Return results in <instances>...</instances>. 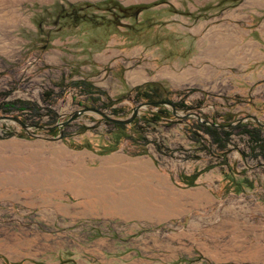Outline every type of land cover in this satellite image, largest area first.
<instances>
[{"label": "rangeland", "instance_id": "1", "mask_svg": "<svg viewBox=\"0 0 264 264\" xmlns=\"http://www.w3.org/2000/svg\"><path fill=\"white\" fill-rule=\"evenodd\" d=\"M194 114L264 121V0H0V264H264V144Z\"/></svg>", "mask_w": 264, "mask_h": 264}, {"label": "trees", "instance_id": "2", "mask_svg": "<svg viewBox=\"0 0 264 264\" xmlns=\"http://www.w3.org/2000/svg\"><path fill=\"white\" fill-rule=\"evenodd\" d=\"M87 7H91L90 4L86 5ZM71 7H73L71 5ZM115 8H118V10L120 12H123L126 10V8L123 7H119L117 5H114ZM76 9L78 10H83L86 9L85 6H79ZM116 12L115 15L113 17L112 21H108L109 23L112 22H116L114 21L116 19ZM115 18V19H114ZM134 91V95L132 97V100L134 102H170L169 99V95L170 92L168 91V89L166 87H164L162 84L160 83H155V82H150V83H144L142 85L137 86L136 88L133 89ZM129 95V94H128ZM129 97V96H128ZM173 103V102H172ZM174 107L179 108V105L177 103H173ZM158 105L160 108V112H167L165 107L161 104H155ZM109 124H113L115 127L117 128H123L124 125L123 124H116V123H109ZM198 128H204L211 136L212 139L214 141V143H216L217 148L219 149H224L225 148V142L229 137V129H222V128H218V127H214L211 125H203V124H199V123H195ZM249 125V127H248ZM239 126H246L247 128V132L248 134H250L253 138V140L259 144L260 146L264 144V137L261 135V130L262 127L254 124V123H249V124H240ZM244 127V128H246Z\"/></svg>", "mask_w": 264, "mask_h": 264}, {"label": "water", "instance_id": "3", "mask_svg": "<svg viewBox=\"0 0 264 264\" xmlns=\"http://www.w3.org/2000/svg\"><path fill=\"white\" fill-rule=\"evenodd\" d=\"M70 4V3H69ZM155 104H164V105H168L171 107V111L174 114L176 111V108L174 107V105L172 103L169 102H142L137 104L133 109H132V113L129 117L126 118H117L114 117L108 113H106L105 111L99 109V108H95V107H84L81 108L77 111H75L73 114H71L69 116V118L61 123V126H64L68 121H70L71 119H73L75 116L82 114V113H93L96 114L98 116H100L101 118L105 119L108 122H112V123H118V124H129L131 123L137 116H138V112L139 109L143 106H151V105H155ZM196 116V118L204 124H208L214 127H218V128H229L232 127L233 125L237 124V123H241L243 122L245 119H251L253 121L254 124L260 126V127H264V121H261L258 117H256L255 115L249 114L246 117L240 118L236 121H232V122H227V123H219L215 120H210V119H202L198 114H194ZM0 120H4V121H12L14 123H16L17 125H19L22 129L24 130H28L31 128L34 129H41V130H46L49 127L47 126H42V125H35V124H29L24 122L21 118L17 117V116H13V115H0ZM60 137H54V138H49L51 140H56Z\"/></svg>", "mask_w": 264, "mask_h": 264}, {"label": "flooded vegetation", "instance_id": "4", "mask_svg": "<svg viewBox=\"0 0 264 264\" xmlns=\"http://www.w3.org/2000/svg\"><path fill=\"white\" fill-rule=\"evenodd\" d=\"M66 14L69 15V16H71V13H70V12H66V11L64 10V7H62V8H61V11H59L58 14L56 15L57 20L60 19V18H62V17H64V15H66ZM57 20H56V21H57Z\"/></svg>", "mask_w": 264, "mask_h": 264}]
</instances>
